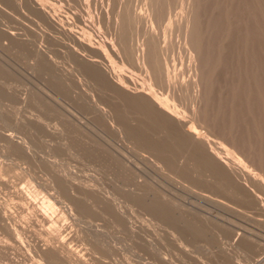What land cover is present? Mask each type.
Wrapping results in <instances>:
<instances>
[{
  "label": "rangeland",
  "instance_id": "1",
  "mask_svg": "<svg viewBox=\"0 0 264 264\" xmlns=\"http://www.w3.org/2000/svg\"><path fill=\"white\" fill-rule=\"evenodd\" d=\"M44 1L54 9L58 24L40 20L22 0H0V203L8 209L11 227L27 228L16 237L9 226L0 224V264H48L37 253L38 231L63 224L68 225L63 236L80 254V261L73 264H264V192L248 194L242 208L220 188L200 184L172 168H160L116 128V122L128 124L130 119L114 117L108 98L82 80L78 65H88L89 53L77 49L73 34L100 44L114 69L128 74L132 84L137 86L144 78L105 40L110 37L109 22L100 16L108 11L112 17L109 12L116 11L112 5L118 1L84 0L85 4L76 0L85 6L83 10L75 0H68L69 4ZM128 1L140 7L139 0ZM98 17L102 24L96 23ZM143 26L136 24L132 35L142 32ZM180 54L175 53V62L170 63L178 64L175 71L188 83L194 72L188 56L182 50ZM183 106L188 109V100ZM126 107L123 103L121 109ZM71 121L87 124L125 151L144 177L103 159L101 148L91 140L96 138L77 132ZM180 155L173 157L176 163ZM161 193L174 196L178 204L184 201L178 207L195 206L202 214L188 215L190 220L188 209L183 208L188 218L181 216L188 222L184 228L179 227L185 223L180 217L162 220L145 202ZM41 211L48 219L41 217ZM247 231L257 243L241 238Z\"/></svg>",
  "mask_w": 264,
  "mask_h": 264
},
{
  "label": "bare ground",
  "instance_id": "2",
  "mask_svg": "<svg viewBox=\"0 0 264 264\" xmlns=\"http://www.w3.org/2000/svg\"><path fill=\"white\" fill-rule=\"evenodd\" d=\"M22 1L40 20L58 24L54 9L44 0ZM64 1L69 4L68 0ZM107 1L105 3L108 4ZM117 1V9L112 5L115 12L110 10L111 4L107 6L112 17L108 11L100 16L105 23L109 22L110 37L105 40L124 55L131 67L143 72L144 78L137 86L132 84L128 74L114 69L100 44L73 34L77 49L89 53L88 65H78L82 80L102 98H108L114 117L130 119L128 124L116 122V128L131 144L152 158L153 163L162 169L168 167L187 174L208 187L220 188L227 196L238 200L242 208L246 207L248 194L260 196V192H264V0H139L138 9L128 0ZM74 2L77 3L76 0ZM78 4L83 10L84 5ZM97 20H100L97 24L102 21L100 18ZM136 24L145 26L134 36L132 30ZM181 50L188 56L186 59L193 69L190 71L194 72L188 83L183 82L175 71L176 63H170L175 62L174 54L179 55ZM186 100L188 109L183 106ZM123 103H126V109H121ZM132 113L134 117L129 118ZM71 123L83 136L90 133L96 138L91 140L101 148L99 152H103V159L119 164L116 167L123 171L144 177L139 175L142 171L125 151L106 142L87 124L81 121ZM176 153H181L178 163L173 160ZM145 202L162 220L173 215L174 219L179 220L180 217L184 222L202 214L195 206H185L188 209L185 212L189 214H184L186 208L178 207L179 204L183 206L184 201L178 204L174 196L166 193ZM74 210L69 207L71 213ZM41 212V217L48 219L47 214ZM186 214L190 216L187 219ZM8 220V209L0 203V224L9 226L16 237L20 236L21 230L27 229L26 225L19 224L11 227ZM187 223L185 221L179 227L184 228ZM66 229V224L53 229L45 226L39 229L37 253L48 264L80 261V254L69 246L70 239L63 236ZM241 238L246 242H256L249 232L241 234Z\"/></svg>",
  "mask_w": 264,
  "mask_h": 264
}]
</instances>
